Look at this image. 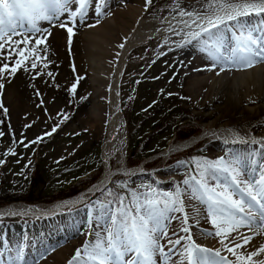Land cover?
I'll return each instance as SVG.
<instances>
[{"label": "bare ground", "instance_id": "bare-ground-1", "mask_svg": "<svg viewBox=\"0 0 264 264\" xmlns=\"http://www.w3.org/2000/svg\"><path fill=\"white\" fill-rule=\"evenodd\" d=\"M106 4H108V10L105 7ZM105 5L103 12L106 14L100 16L96 15L94 5L90 7L81 26L71 37V43H69V36L65 29L49 27V31H51L49 46L54 49L49 51V48L46 47L47 50H44L49 52L48 56L51 52H55V49L57 51L60 49L72 57L73 65L68 78L71 84L79 85L80 96L84 95L88 103L87 110L82 113L84 115L83 125L96 140L102 141L103 175L85 192L75 198L50 205L48 208L43 209L26 204H12L0 208V221L8 217L54 218L50 222L49 219H41L35 224L15 226L8 233H5L3 223V232L0 236V264H9V261H13L15 264H68L76 250L81 247L75 241L66 242L65 245L59 246L52 254L44 258L43 252L47 251L49 247H56L59 244L56 245L58 242L56 241L50 245L42 241V236L39 235L59 234L57 220H62L60 213L88 200L95 192L101 191L116 175L129 174V176L138 177L145 174V164L130 168L127 163L128 131L122 109V98L128 94H123V80L126 75L132 74L134 71L137 72L136 62L131 61L135 52L141 57L145 56L144 60H148L152 52L146 54L147 48L162 47L160 52L164 53L167 43L176 36H182V39L174 42L173 48H170L168 52L182 48L185 55H182L183 60L177 69L175 89H182L179 96L184 98L189 109L197 113L202 133L185 141L173 140L160 153L159 158L165 162L172 155L195 145L198 139L210 138L209 160L229 155L240 156L244 158L247 165L245 170L250 172L251 168L255 167L257 173L261 166H264V62H258L250 68H233L227 63L214 60L212 52L205 46L202 38H193L187 35L189 32L200 31L196 24H191L193 17L187 15L181 17L169 11L162 12L159 17L151 16L146 0H105ZM72 6L76 7L75 10L78 8V5ZM193 12L203 14L204 11ZM209 12L211 13V10ZM68 21L72 22L70 19ZM183 21L191 24V28L186 27ZM262 21H264V14L261 17L253 15L248 23L264 27ZM227 23L232 22L227 21ZM45 24L46 21H44ZM203 35L202 33V37ZM224 35L226 47L233 46L235 44L233 30L226 29ZM188 40H191V43H186ZM121 44L124 45L123 48L119 47ZM10 49L15 51L11 56H8ZM18 51L17 46L12 44L10 48L0 52V66L4 63L9 64V70L0 73V84L3 85V88L7 86L6 89H8L15 84L11 83V76L7 75L12 74L10 70L14 66L13 62L18 58ZM48 58L45 61L50 63V56ZM132 65L136 67H132ZM20 76L21 80L28 78L26 73H22ZM138 76L135 74L132 81H136ZM7 99L11 101V105L19 104L18 99L11 97ZM59 109L61 108L57 106L53 115H57ZM257 116L262 118L261 122L247 134L243 133V125L250 118ZM30 117L38 118L33 112ZM58 118V116H54V119ZM241 121L243 123H240ZM51 131L53 132V129ZM227 146L238 147L240 152L223 153L228 149ZM152 178L168 187L176 186L182 182L174 168L155 171ZM183 200L184 213H187L193 239L204 247L212 250L219 249L222 256L227 257L230 261H235L236 256L228 252L220 241L223 240L224 244L232 247L233 245L229 241L232 236H236V232H231L230 235L225 233L221 235V238L217 237L211 230V225L205 221L208 216L206 206L197 198L189 199V194H185ZM171 213L172 219L167 228L172 233L168 236L175 240L177 237L172 235L173 232L180 236L188 235V233L180 231L185 226L184 213ZM67 219L68 225H71L69 230H71L72 226H75L76 219L72 216ZM217 222L220 223L219 217ZM222 226L229 227V225ZM63 228H67V226L63 224ZM238 231L244 236H252L253 239L249 244L236 249L237 254H243L245 248L251 252L264 245V229L241 225ZM96 232L103 231L94 229V233ZM70 233L73 234V231ZM208 233H212V235H208ZM164 242L166 243V240ZM238 242L242 243V239ZM19 243L26 249V254L15 250V246ZM181 243L187 242L182 241ZM179 247L175 246L168 264H171L172 260H175V264H181L178 258ZM165 251H168V248ZM11 252L14 255V260L10 258ZM18 254L21 256V260L17 262L15 258ZM261 258H264V253L253 257V261ZM157 260L159 264L160 258Z\"/></svg>", "mask_w": 264, "mask_h": 264}, {"label": "rangeland", "instance_id": "rangeland-1", "mask_svg": "<svg viewBox=\"0 0 264 264\" xmlns=\"http://www.w3.org/2000/svg\"><path fill=\"white\" fill-rule=\"evenodd\" d=\"M207 3L208 0H151L148 11L151 16L156 17L164 11L173 14H178L181 10L204 11ZM107 6L108 4L105 5ZM81 24L79 19L71 26L76 29ZM43 35L42 32L34 35V39L42 38ZM25 38L31 37L19 35L17 41ZM181 39L182 36L171 38L164 53L160 52L162 47L147 48L146 54L152 52L148 60H144L145 56L141 57L137 52L132 55L131 61L136 62L138 68L137 72L133 70L132 74L124 77L123 94L128 96L122 98L128 131L127 163L130 168L147 163L145 174L138 177L116 175L105 190L72 210L70 216L62 217L59 222L65 221L67 233L73 231L71 236L75 238V242L78 243L80 239L85 240V243L91 242L95 239L89 237L91 227L103 231L108 226L109 213L106 206L110 202L115 204L117 194L124 196L125 205L132 199L133 192L137 195L148 192H158L161 196L169 192L175 195L176 186L168 187L158 183L152 178L153 173L174 168L180 180L184 181L196 174L198 162L202 164L209 160L210 138L172 155L165 162L157 158L173 140L180 141L182 136L194 131L198 136L202 133L197 113L189 109L184 98L179 96L182 89H175L177 69L185 53L182 48L171 52L168 50L173 48L174 42ZM47 48L49 51L54 49L49 44ZM48 53L46 51L39 54L42 59L37 61V67L33 69L31 62L36 57L27 51L29 59L14 73L7 75L11 76V83L15 84L11 88L6 89V86L0 89V102L7 109L5 113L0 108V133H3L0 135V161H3L0 163V197L16 196L23 198L18 203H29L41 208L85 192L101 179L104 172L102 141L96 140L82 123V113L87 110L88 103L84 95L80 96L79 85L75 92L72 91L73 84L68 78L73 65L72 57L66 51L55 49V52L49 54L51 59L47 63L43 58H48ZM49 72L52 73L51 76L47 74ZM22 73L28 75L26 80L20 79ZM135 74L139 76L133 82ZM8 97L18 99L19 104L11 105ZM57 106L61 109L57 115H53ZM32 112L38 116L37 119L30 117ZM54 116L59 118L54 119ZM261 119L258 116L250 118L243 125V133L247 134ZM52 129L55 131L52 132ZM229 150H224L223 153ZM236 150L239 151L238 148ZM155 158L157 159L154 160ZM187 158L190 160L187 161ZM180 187L184 189L186 186L180 183ZM109 189L113 195H109ZM190 193L189 188L186 194ZM102 205L105 207L102 208ZM171 214H167L170 217L167 224L172 219ZM71 216L76 222L69 230L71 225H68L67 218ZM41 219L33 217L0 221V236L3 229L8 233L15 226L35 224ZM205 221L210 223L215 234L218 229L213 225L212 218L208 215ZM46 235L39 236H42V241L51 245L54 239L49 238V234ZM68 239L66 240L70 242ZM15 249L20 250L21 244L16 245ZM55 249L57 248L49 247L42 256H49ZM10 258L14 260L12 252Z\"/></svg>", "mask_w": 264, "mask_h": 264}, {"label": "snow or ice", "instance_id": "snow-or-ice-1", "mask_svg": "<svg viewBox=\"0 0 264 264\" xmlns=\"http://www.w3.org/2000/svg\"><path fill=\"white\" fill-rule=\"evenodd\" d=\"M146 3L150 4L151 0H146ZM72 5H78V8L73 10ZM93 5L97 16L106 14L103 12L105 0H0V52L5 49V44H16L19 49L18 58L13 62L14 66L10 72L14 73L29 59L27 51L36 57L31 62V67L35 69L37 61L42 59L36 46L44 44L46 35L51 34L45 29L43 31L46 35L35 40L36 46L30 50L19 48L20 44H31L32 41L28 38L12 40V35L19 34L18 26L24 27L26 24L30 31L37 33L42 32L39 27L41 21L56 20L61 28H65L70 19L74 26L76 18L79 16L82 21ZM65 14V19L61 20ZM262 14L264 0H208L203 14L184 10L178 13L181 17H193L191 24H196L200 31L189 32L187 35L202 38L205 46L212 52L214 60L231 63L238 68H250L258 62H264V36L258 34L264 32V27L248 23L253 15L261 17ZM227 21L232 23L228 24ZM183 23L191 28L187 21ZM261 23L264 25V21ZM226 29L234 32L235 44L230 47L225 44ZM67 31L71 43L73 28L67 27ZM186 43H191V40ZM119 47L123 48L124 45ZM14 51L8 50V56ZM43 66L47 67V64ZM8 70V63L0 66V73ZM47 74L52 75L50 72ZM2 88L3 85L0 84V89ZM75 89L73 84L72 91L75 92ZM0 108H3L2 102ZM3 110L7 112L6 108ZM246 167L244 158L229 155L216 160H206L202 164L198 162L196 174L181 182L186 186L184 189L177 184L175 195L171 192L163 196L158 192L140 195L133 192L132 199L125 205L124 196L117 194L115 204L110 202L106 206L109 213L108 226L103 232L94 233L93 241L86 242L82 249H77L68 264H158L157 258H160V264H168L175 246H180L178 258L181 264H264V258L253 261V257L264 253V245L251 252L247 248L243 254L236 252V249L249 244L253 239L252 236H244L238 231L241 225L264 229V166H261L258 173L255 167L251 168L250 172L245 170ZM189 188V199L197 198L206 206L207 214L218 229L216 236L236 232V236H232L229 241L232 247L224 244L223 240L220 241L228 252L236 256L235 261L222 256L219 249L204 247L193 239L187 213H184L183 196L188 193ZM108 192L113 195L111 189ZM169 212L184 213L185 226L180 231L188 235L180 236L173 232L172 235L177 237L175 240L168 236ZM218 217L220 223L217 222ZM240 239L242 243L238 242ZM182 241L187 243L182 244ZM166 248L168 251H165ZM20 260L21 256L18 254L15 261ZM9 264L15 262L9 261ZM171 264H175V260H172Z\"/></svg>", "mask_w": 264, "mask_h": 264}, {"label": "trees", "instance_id": "trees-1", "mask_svg": "<svg viewBox=\"0 0 264 264\" xmlns=\"http://www.w3.org/2000/svg\"><path fill=\"white\" fill-rule=\"evenodd\" d=\"M10 199H8L7 201H9Z\"/></svg>", "mask_w": 264, "mask_h": 264}]
</instances>
